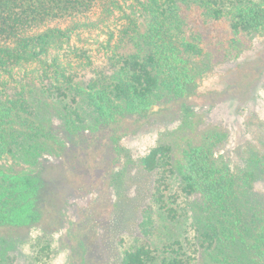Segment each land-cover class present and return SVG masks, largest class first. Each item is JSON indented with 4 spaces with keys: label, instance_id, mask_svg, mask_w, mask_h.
<instances>
[{
    "label": "trees",
    "instance_id": "obj_1",
    "mask_svg": "<svg viewBox=\"0 0 264 264\" xmlns=\"http://www.w3.org/2000/svg\"><path fill=\"white\" fill-rule=\"evenodd\" d=\"M95 11L108 29L93 50ZM263 34L264 0H0V229L40 222L41 174L22 160L63 156L84 126L135 133L177 105L179 126L137 161L153 188L116 264H264V200L252 192L264 148L233 167L219 154L229 130L189 103ZM14 244L0 235V264H14ZM34 249L38 264L54 254L48 235Z\"/></svg>",
    "mask_w": 264,
    "mask_h": 264
},
{
    "label": "rangeland",
    "instance_id": "obj_2",
    "mask_svg": "<svg viewBox=\"0 0 264 264\" xmlns=\"http://www.w3.org/2000/svg\"><path fill=\"white\" fill-rule=\"evenodd\" d=\"M92 18L99 26L87 30L84 37L86 47L94 50L107 41L108 28L99 11ZM250 43L252 49L238 60L215 65L199 94L189 101L203 114L205 126L229 130L219 154L233 167L246 166L252 151L264 148V34ZM179 113L175 105L135 133L84 126L78 136H70L63 156H44L39 167L26 166L22 160L24 168L35 170L34 176L41 174L38 178L44 188L39 223L21 230L0 229L3 240L15 243L13 263L38 264L34 245L48 235L54 254L41 264H81L80 260L84 264H116L120 240L127 244L138 233L141 212L149 202V187L150 191L153 188L152 176L140 172L137 161L157 146L163 134L179 126ZM117 133L122 135L120 152L112 139ZM7 164L14 166V160ZM252 192L263 201L264 183L258 181Z\"/></svg>",
    "mask_w": 264,
    "mask_h": 264
}]
</instances>
